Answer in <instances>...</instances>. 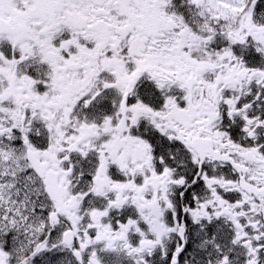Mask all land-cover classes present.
Returning a JSON list of instances; mask_svg holds the SVG:
<instances>
[{
	"label": "snow or ice",
	"instance_id": "6c2138e0",
	"mask_svg": "<svg viewBox=\"0 0 264 264\" xmlns=\"http://www.w3.org/2000/svg\"><path fill=\"white\" fill-rule=\"evenodd\" d=\"M0 264H264V0H0Z\"/></svg>",
	"mask_w": 264,
	"mask_h": 264
}]
</instances>
